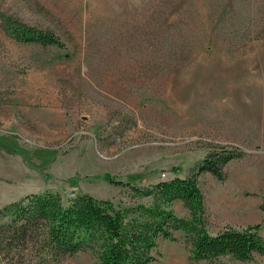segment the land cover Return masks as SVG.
<instances>
[{"label":"rangeland","instance_id":"374dc122","mask_svg":"<svg viewBox=\"0 0 264 264\" xmlns=\"http://www.w3.org/2000/svg\"><path fill=\"white\" fill-rule=\"evenodd\" d=\"M0 10L63 42H18L0 26V207L46 190L131 204L107 177L150 185L230 145L242 156L224 179L198 176L209 231L258 223L264 236V0H0ZM171 208L188 215L180 200ZM174 237L150 264H264L192 260L184 233Z\"/></svg>","mask_w":264,"mask_h":264},{"label":"trees","instance_id":"16d2710c","mask_svg":"<svg viewBox=\"0 0 264 264\" xmlns=\"http://www.w3.org/2000/svg\"><path fill=\"white\" fill-rule=\"evenodd\" d=\"M0 26L18 42L63 46L52 29L27 23L14 13L0 10ZM241 156L235 146L213 145L184 176L145 186L107 177L126 185L138 199L126 205L88 193L67 200L47 190L25 193L0 207V260L4 264H63L66 255L88 251L92 264H150L156 260L159 241L173 240L175 231L184 233L192 260L222 255L251 260L255 254H264L259 224H227L209 231L205 197L198 185L202 173L224 179V166ZM174 200L183 203L187 217L172 210Z\"/></svg>","mask_w":264,"mask_h":264},{"label":"built area","instance_id":"2783aa9c","mask_svg":"<svg viewBox=\"0 0 264 264\" xmlns=\"http://www.w3.org/2000/svg\"><path fill=\"white\" fill-rule=\"evenodd\" d=\"M162 174H164V173H162Z\"/></svg>","mask_w":264,"mask_h":264}]
</instances>
